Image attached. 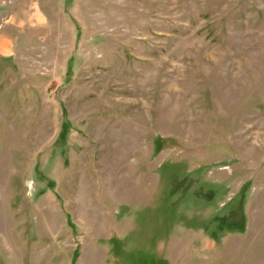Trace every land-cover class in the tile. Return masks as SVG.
<instances>
[{
    "label": "rangeland",
    "instance_id": "rangeland-1",
    "mask_svg": "<svg viewBox=\"0 0 264 264\" xmlns=\"http://www.w3.org/2000/svg\"><path fill=\"white\" fill-rule=\"evenodd\" d=\"M0 264H264V0H0Z\"/></svg>",
    "mask_w": 264,
    "mask_h": 264
}]
</instances>
